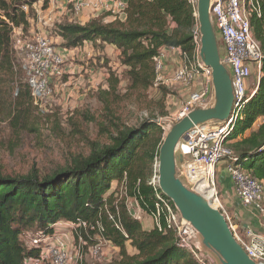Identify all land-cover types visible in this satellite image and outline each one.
<instances>
[{
  "label": "trees",
  "instance_id": "1",
  "mask_svg": "<svg viewBox=\"0 0 264 264\" xmlns=\"http://www.w3.org/2000/svg\"><path fill=\"white\" fill-rule=\"evenodd\" d=\"M49 1L41 0L42 7ZM126 1L124 22L64 24L57 27V34L66 48H77L92 40L113 45L119 51L120 62L129 67L130 88L145 89L155 76L153 59L165 48L178 47L186 55V62L193 60L192 28L197 21L188 0ZM33 2L0 0V116L11 115L12 126L24 118L26 108L33 106L28 84L22 81L23 72L15 69L16 50L12 44L13 28L23 31L29 27L22 7ZM259 2L260 15L252 16L250 22L262 50L261 73L225 143L237 158L236 163L264 182V123L242 136L258 117L264 116V0ZM110 83L100 99L107 107L106 113L118 119L114 98L118 96L117 81L114 78ZM163 133L157 118L149 116L119 130L112 144L75 158L64 170L42 177L36 172L0 173V264H25L26 259L38 257L41 247L32 244L28 236L53 235L59 222L97 219L104 227L106 240L125 256L127 242L138 251L115 264H200L176 244L171 232L159 231L155 226L144 230L122 202L118 209L113 205L111 187L116 183L147 215H152L155 189L149 180Z\"/></svg>",
  "mask_w": 264,
  "mask_h": 264
},
{
  "label": "rangeland",
  "instance_id": "2",
  "mask_svg": "<svg viewBox=\"0 0 264 264\" xmlns=\"http://www.w3.org/2000/svg\"><path fill=\"white\" fill-rule=\"evenodd\" d=\"M86 7L93 8L88 3L82 6L79 12H75L68 0H50L46 7H42L41 0H34L31 6L25 5L24 11L28 15L29 27L13 33L14 47L20 39L30 38L33 34L49 35L63 56L68 50H73L70 57L64 56L65 61L62 65L72 62L76 67L82 64V68L75 74L65 73L62 71L65 69L61 68L60 75L49 85L52 96L46 104L45 113L41 114L34 106L26 108L24 118L17 120L14 126L10 122L11 115L0 116V173L24 175L36 172L42 177L59 169L64 170L75 158H84L91 150L109 146L119 130L132 127L143 118L155 116L160 124L163 120H175L190 94L200 88L199 73L190 83L173 81L174 72L180 67L183 59L171 48H165L162 51L163 56L158 59L164 66L162 70H156V62L153 59L155 76L145 89L130 88L129 67L120 62L119 51L113 45L97 43L94 40L88 44L83 43L81 46L93 48L94 53L91 57H86V60L78 61L77 55L84 50H81L82 47L66 48L64 39L57 34L58 26L74 23L83 25L92 20L103 24L125 20L118 13L87 15L86 12H82ZM83 16H87L84 21ZM217 42L220 43L218 37ZM66 49L67 51H64ZM19 63L16 52L17 72L21 71ZM21 77L22 81L26 82L23 75ZM110 77L117 81L118 96L114 98H117L115 106L118 119L106 113L107 107L100 99L101 92L110 88ZM254 81L253 74L250 83ZM232 142L234 141H230V146ZM227 145L228 143L225 144L226 147ZM229 162L230 158L227 157L221 158L217 163L214 179L216 190L220 183L219 175L227 173L226 163ZM240 166L245 169V166ZM111 188L114 190L113 205L117 209L122 202L128 212H139L140 207L136 200L125 195L122 185L112 183ZM218 199L220 200L219 196ZM140 215L138 221L142 228L150 230L154 226L153 218L142 209ZM58 234L63 235L69 245L67 264H115L128 255L138 254L129 242L126 243L125 256L118 246L113 243H101L93 233L79 239L74 230L62 227ZM259 234L264 236L263 233ZM96 244H100L99 251L97 254H91L89 249Z\"/></svg>",
  "mask_w": 264,
  "mask_h": 264
},
{
  "label": "built area",
  "instance_id": "3",
  "mask_svg": "<svg viewBox=\"0 0 264 264\" xmlns=\"http://www.w3.org/2000/svg\"><path fill=\"white\" fill-rule=\"evenodd\" d=\"M73 11L79 12L82 6L88 3L95 10H103L113 15L120 14L125 19L126 0H68ZM196 15L197 0H188ZM23 6V10H24ZM259 0H213L210 9L211 20L215 27L216 36L221 41L223 51L220 58L223 65L229 71L233 90V109L228 120L216 121L206 125L194 127L185 134L178 148L184 156L183 173L186 180L194 189L202 194L199 185L207 182L212 189L208 197L215 202L217 207L225 215L230 229L236 241L245 253L254 262L264 264V236L255 232L249 225L233 223L226 213L222 203L218 199L214 179L216 166L221 158H230L226 163V170L230 176L235 194L242 206L252 207L258 213L264 215V182L253 178L245 169L236 163L237 158L231 153L225 140L231 132L234 122L242 114L243 104L247 97L251 96L259 81L261 73L262 50L259 41L254 37L250 18L260 15ZM21 32L20 28H13ZM192 40L195 44L193 60L186 62L184 53L180 48L171 47L178 52L183 62L174 72L172 77L176 83H190L199 73L201 75V86L192 92L180 110L177 118L180 119L196 105L205 104L211 93V71L205 67L199 59V32L197 22L192 28ZM15 50L19 56V69L30 90L32 105L41 114L46 112V104L52 96L50 83L61 73L64 56L49 35L40 33L33 34L30 38L20 39L16 43ZM160 56L154 57L156 70H162L164 66L159 62ZM63 71V70H62ZM255 81L250 83L252 75ZM17 91L14 92L16 94ZM164 121V120H163ZM162 121V129L166 132L167 124ZM264 123V116L258 117L248 133ZM239 136L238 138H240ZM149 183L154 187L153 218L154 226L159 231H169L173 234L176 244L189 252L200 264H213L209 255L200 250L199 238L196 230L181 218L173 203L158 189V174L155 164L153 174ZM137 204V202H136ZM138 205V204H137ZM139 207V206H138ZM139 212L130 213L132 218L139 220ZM150 216V215H149ZM112 219V217H110ZM65 227L74 230L75 235L81 239L84 235L93 233L101 243H110L104 237V227L97 219L94 221L80 220L78 222H63ZM59 223V225H61ZM117 226V224H116ZM32 244L41 247L38 257L28 258L25 264H67L69 245L66 238L56 231L53 235L36 234L28 236ZM100 244L90 247L91 254H97Z\"/></svg>",
  "mask_w": 264,
  "mask_h": 264
},
{
  "label": "water",
  "instance_id": "4",
  "mask_svg": "<svg viewBox=\"0 0 264 264\" xmlns=\"http://www.w3.org/2000/svg\"><path fill=\"white\" fill-rule=\"evenodd\" d=\"M213 0H197L199 32L198 56L211 71V93L205 104L196 105L180 119L164 120L167 129L156 161L159 190L173 203L182 219L198 235L200 250L215 264H258L236 241L225 215L211 200L197 192L183 173L184 156L178 145L194 127L229 119L233 109V90L229 71L223 65L210 9Z\"/></svg>",
  "mask_w": 264,
  "mask_h": 264
},
{
  "label": "crops",
  "instance_id": "5",
  "mask_svg": "<svg viewBox=\"0 0 264 264\" xmlns=\"http://www.w3.org/2000/svg\"><path fill=\"white\" fill-rule=\"evenodd\" d=\"M82 12L83 13L86 12L87 15L91 13L93 16L99 15L101 13H106L103 10L96 11L94 8H90V7H86L85 9L82 10ZM86 19H87V16L82 17V21ZM95 42L100 43L99 40H95ZM88 43H91V41L84 42V44H88ZM78 48H81V50H84V52H81L79 53V55H77V60L81 62L86 60V57H91V55H93L94 53L93 48L88 49V47L85 45L80 46ZM64 51H67V49ZM72 51L73 50H68L66 54H64V56L67 55L68 57H70L73 53ZM80 68H82V64L76 67L72 65V62H67L66 64L63 65V69H65V71L63 70V72L69 73V74L71 73L75 74L76 72H78ZM247 133L248 131H246V134ZM219 176H220L219 178L220 183H218L217 193L231 221L237 224L238 226L249 225L253 228L255 232L264 234V215H261L252 207L242 206L239 199L237 198L235 194L233 182L230 176L227 173L226 174L224 173L223 175H219ZM59 223L61 224L63 222H59ZM59 223L57 224V228H56L57 232L62 227H65L63 224L59 225ZM208 257L212 260V263L215 264L214 260L210 257V255Z\"/></svg>",
  "mask_w": 264,
  "mask_h": 264
},
{
  "label": "bare ground",
  "instance_id": "6",
  "mask_svg": "<svg viewBox=\"0 0 264 264\" xmlns=\"http://www.w3.org/2000/svg\"><path fill=\"white\" fill-rule=\"evenodd\" d=\"M199 188L202 190V195L206 198H208L212 194V189L210 185L207 184V182H202V184L199 185ZM211 204L215 206V202L211 201Z\"/></svg>",
  "mask_w": 264,
  "mask_h": 264
}]
</instances>
